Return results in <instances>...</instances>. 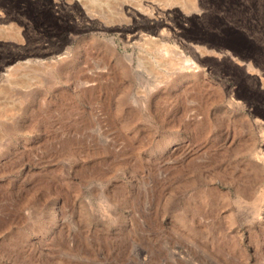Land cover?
I'll list each match as a JSON object with an SVG mask.
<instances>
[{"label":"rangeland","instance_id":"1","mask_svg":"<svg viewBox=\"0 0 264 264\" xmlns=\"http://www.w3.org/2000/svg\"><path fill=\"white\" fill-rule=\"evenodd\" d=\"M0 264H264V0H0Z\"/></svg>","mask_w":264,"mask_h":264},{"label":"bare ground","instance_id":"2","mask_svg":"<svg viewBox=\"0 0 264 264\" xmlns=\"http://www.w3.org/2000/svg\"><path fill=\"white\" fill-rule=\"evenodd\" d=\"M124 20V19H123ZM151 20V19H150ZM141 18L137 12H130V17L119 23V30L124 34L127 39H134L140 34V24H148L151 28H157L163 19H153L152 21ZM179 68V67H178Z\"/></svg>","mask_w":264,"mask_h":264}]
</instances>
